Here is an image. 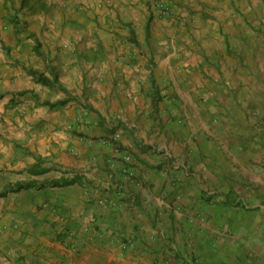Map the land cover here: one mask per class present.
<instances>
[{
	"label": "crops",
	"instance_id": "crops-1",
	"mask_svg": "<svg viewBox=\"0 0 264 264\" xmlns=\"http://www.w3.org/2000/svg\"><path fill=\"white\" fill-rule=\"evenodd\" d=\"M0 6V192L33 185L0 197V264H264L262 74L230 58L200 65L209 45L149 51L157 36L130 31L141 51L119 48L121 63L107 61L83 96L82 73L96 67L77 60L80 15L49 11L41 39L11 22L12 0ZM71 26L68 56L54 29ZM114 132L119 154L100 143Z\"/></svg>",
	"mask_w": 264,
	"mask_h": 264
},
{
	"label": "rangeland",
	"instance_id": "rangeland-1",
	"mask_svg": "<svg viewBox=\"0 0 264 264\" xmlns=\"http://www.w3.org/2000/svg\"><path fill=\"white\" fill-rule=\"evenodd\" d=\"M12 1L14 7L11 22L20 23L25 32L30 31L39 35L41 39L46 38L47 33L50 32L48 22L45 21L49 11L53 14L56 12L68 14L71 20L74 16L80 15L81 19L77 18L81 20L77 30L83 32V35L78 41L79 45L77 43L75 45L80 53L77 60L82 62L80 65L90 66L89 64H92L96 67L94 73L90 74L89 70L82 73V85L85 88L83 96H85L84 93L89 92V84L96 80L97 82L102 81L108 76L107 73L102 72L107 61L121 63L116 55L120 50H133L136 46L135 49L141 51L137 42L135 44L133 42L134 46L132 45L131 37L128 35L122 37L124 33L130 31L147 33L148 38L153 35L157 36L145 41L142 48L149 49V51L160 50L162 54H168L173 50L182 51L192 46L196 47L191 49L193 53L194 51L199 52V48L205 53L208 48L206 46L209 45L214 49L212 54L214 57L207 56L200 65L209 64L210 68L214 66L211 69H218L223 60L230 58V62L236 61L242 67L247 66L246 71L249 75L254 74L257 77L258 74L259 76L262 74L264 79V0H231L230 3H226L225 0H128L125 3L121 1L116 3L111 0H81V9L74 7L72 4L74 0ZM61 1L65 3L61 5ZM85 2L89 6L84 4ZM0 12L4 14L3 16L10 15L8 12L6 14L5 6H0ZM72 28L73 26L69 30L66 27L61 30L54 29L61 34L66 31L63 41L67 45L59 46L68 51L66 53L68 56L72 55L70 52L73 47L71 38L74 31ZM215 36H218L215 41L208 40ZM51 38L50 40L55 39ZM225 54H227L226 58H224ZM191 56L198 64L196 55ZM235 69L234 67L232 73ZM51 71L52 69L48 72L52 73V76L47 79L57 83V77L54 71ZM60 71L61 69L58 70ZM68 72H66L67 75L74 80L73 72ZM77 82L78 79L75 78V83ZM258 175L259 183L262 176ZM259 184L258 188L263 191V183ZM211 190H217V185L213 184ZM45 203L43 201L41 205H37V211L43 209ZM207 203L208 208H218L222 204L215 199H209ZM263 206L264 201H258L255 207Z\"/></svg>",
	"mask_w": 264,
	"mask_h": 264
},
{
	"label": "built area",
	"instance_id": "built-area-1",
	"mask_svg": "<svg viewBox=\"0 0 264 264\" xmlns=\"http://www.w3.org/2000/svg\"><path fill=\"white\" fill-rule=\"evenodd\" d=\"M121 138V134L119 132H114L111 136H109L108 138H103L100 140V143L103 144H108L110 145L114 152L116 154H119L122 152V149L119 146V140ZM122 162H123V166H122V172H124L125 174H127L130 177H134L135 172L133 171V169L130 167L131 162H132V156L128 153V152H123L122 155ZM107 163L111 166L114 167V165H116V163L114 162V160L112 158H109L107 160ZM101 202H104V199L100 200Z\"/></svg>",
	"mask_w": 264,
	"mask_h": 264
},
{
	"label": "trees",
	"instance_id": "trees-1",
	"mask_svg": "<svg viewBox=\"0 0 264 264\" xmlns=\"http://www.w3.org/2000/svg\"><path fill=\"white\" fill-rule=\"evenodd\" d=\"M41 77H43V76L41 75ZM119 146H120V144H119ZM74 181H75V179H71V180H67V179H54V180H51L49 182V184L52 185V186H54V187H56V186L66 185L68 183H73ZM30 186H33V185L20 183V184H18L16 186H10V187H8V188H6V189H4V190H2L0 192V197L5 196L9 192L19 191L20 189H23L25 187H30Z\"/></svg>",
	"mask_w": 264,
	"mask_h": 264
}]
</instances>
